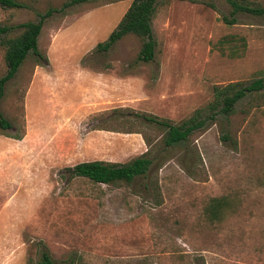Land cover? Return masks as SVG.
<instances>
[{
    "label": "rangeland",
    "instance_id": "374dc122",
    "mask_svg": "<svg viewBox=\"0 0 264 264\" xmlns=\"http://www.w3.org/2000/svg\"><path fill=\"white\" fill-rule=\"evenodd\" d=\"M14 1L20 7L0 6L7 38L51 14L38 53L0 96L11 126H0V264H34L44 252L65 264H264V105L256 93L180 144L166 145L158 123L179 125L216 87L264 79V16L229 14L230 2L264 8V0H156L147 63L131 33L108 51L95 48L132 0ZM4 52L0 45V77ZM143 155L146 177L130 184L68 172Z\"/></svg>",
    "mask_w": 264,
    "mask_h": 264
},
{
    "label": "trees",
    "instance_id": "16d2710c",
    "mask_svg": "<svg viewBox=\"0 0 264 264\" xmlns=\"http://www.w3.org/2000/svg\"><path fill=\"white\" fill-rule=\"evenodd\" d=\"M88 0H69L65 5H77L87 3ZM156 0H132L127 11L123 14L118 24L113 28L106 39L98 42L96 47L98 51L104 52L110 50L111 46L127 33L134 34L141 40L140 51L137 59L141 62H150L154 58L155 40L152 33V17L154 13ZM230 15L237 12H244L255 16H264L263 7H250L238 5L230 2ZM0 6L8 9L18 8L20 5L14 0H0ZM51 14L48 10L40 14L35 21H27L17 27L21 32L13 37H5L11 29L5 25H0V45L5 48L4 61L6 64V73L0 77V96L2 87L8 81L12 80L17 74L24 59L29 53L37 54L36 39L44 24L47 16ZM226 24H234L233 19L223 18ZM256 93L257 98L264 105V79H253L248 83L234 82L223 87H216L213 90L212 101L206 105L203 110L194 111V113L183 120L179 125L170 124L165 121H158L159 124L166 127L164 143L174 145L185 142L188 136L197 130L204 128L207 121L212 122L215 115L228 117L234 112L235 105L244 99ZM206 111L205 118H201V113ZM153 121L152 117L148 121ZM0 126L3 129L10 128V124L4 120L0 113ZM151 165V160L144 155L125 162H109L102 160H90L78 163L68 169L72 177L85 178L97 183H114L125 181L134 182L137 178H145ZM34 264H65L53 261L48 253L44 252L41 259Z\"/></svg>",
    "mask_w": 264,
    "mask_h": 264
}]
</instances>
